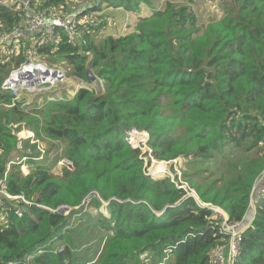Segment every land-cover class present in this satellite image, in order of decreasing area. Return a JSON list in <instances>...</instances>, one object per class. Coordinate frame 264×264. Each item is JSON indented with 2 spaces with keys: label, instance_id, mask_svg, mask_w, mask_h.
<instances>
[{
  "label": "trees",
  "instance_id": "trees-1",
  "mask_svg": "<svg viewBox=\"0 0 264 264\" xmlns=\"http://www.w3.org/2000/svg\"><path fill=\"white\" fill-rule=\"evenodd\" d=\"M75 1L0 0V32L32 15L29 9ZM193 3L165 0L144 14L139 0H105L87 10H134L127 31L95 42L94 33L109 22L85 21L76 45L65 36L57 50L41 48L69 75L89 81L88 70L95 69L105 83L100 96L81 88L40 111L45 134L65 141L74 170L64 166L57 174V161L49 159L36 161L27 177L15 163L8 167L19 151L18 131L42 133L39 118L5 106L13 94L1 84L23 57L0 62V187L5 183L10 193L35 203L23 216L11 207L2 211L8 222L0 223V264H82L78 248L88 230L97 236L95 264H212V254L227 245L218 214L205 203L220 207L229 221H243L264 175V0H220L222 15L205 21ZM133 128L150 134L145 152L130 143ZM142 154L151 161L179 159L199 198L170 177L147 173ZM257 198L235 264H264V189ZM82 202L109 215L77 209ZM62 205L75 216L86 211L94 226L73 227L77 217L58 212Z\"/></svg>",
  "mask_w": 264,
  "mask_h": 264
},
{
  "label": "built area",
  "instance_id": "built-area-1",
  "mask_svg": "<svg viewBox=\"0 0 264 264\" xmlns=\"http://www.w3.org/2000/svg\"><path fill=\"white\" fill-rule=\"evenodd\" d=\"M8 1L12 4L17 3V0ZM37 1L39 6H41V0ZM85 11H87V7L78 9L75 13H71V7H43L37 13L32 15L27 14L26 17H23L20 20V25L13 26V28L5 33L0 32V62L12 61L14 54L23 57L19 66H12L10 73L4 78L1 84L3 91L13 94L11 104H5V106H19L25 113L39 118L42 123L40 111L52 101L71 99L81 88L95 90L99 96V93L102 91L101 89H103V79L96 75V80L92 81V85L89 82H84L80 78H73L74 81L69 80L66 69L62 66L49 63L47 58L50 55L41 49L45 46H51L54 48L53 51L57 50L65 36L68 38L69 43L76 45L84 32L85 26H82V23L87 21L91 25H94L91 21L94 18V12L84 16L82 14ZM82 16L83 18L80 19ZM73 83L75 89L71 88ZM18 93L23 95L22 99L15 97ZM30 95L33 98L35 95L41 97L40 100L35 101L34 99V102L30 103L28 100ZM22 129V132H26V134L22 135L18 131L17 135L19 139L27 140V144L36 145L37 150L35 154L27 152L22 156L14 158L15 160H11L8 163V167L12 163H15L18 167H21L24 176H29L38 167L36 161L49 159L53 162H59L60 165L66 166L70 170H74L75 165L71 160L68 158L58 159L59 156L56 158L57 155L54 157L53 152L56 151L55 148L46 144L49 141L55 143L61 139L48 137L44 133L43 128L39 129L42 133L41 136H38L34 131L26 127ZM148 141L149 137L146 144ZM63 159L71 162L72 166L61 163ZM262 177L257 180L256 188L264 183ZM33 204L35 203L23 193H10L7 190L6 184L3 183L0 187V223L6 224L8 222V217L2 213L8 207L14 208L18 216H23L27 206ZM38 206L43 207L42 204H38ZM209 206L218 214L221 228L229 236L227 245L221 251L212 254L211 263L235 264L240 256L242 234L246 227V222L244 220L229 221L227 213H224L220 207L213 204ZM48 208L51 209L50 207ZM58 209H63L64 211L62 213L68 215L72 212V207L60 206ZM55 241L56 238L51 239L49 244ZM57 250L62 251L63 246L58 247ZM30 259L31 255H28L25 257L23 263H28ZM12 264H18V262L14 261Z\"/></svg>",
  "mask_w": 264,
  "mask_h": 264
},
{
  "label": "rangeland",
  "instance_id": "rangeland-1",
  "mask_svg": "<svg viewBox=\"0 0 264 264\" xmlns=\"http://www.w3.org/2000/svg\"><path fill=\"white\" fill-rule=\"evenodd\" d=\"M104 1L105 0H76L73 3V5H71L72 6L71 7V13H75L78 9H83L84 7H89V6H92L94 4H98V3L100 4V2H104ZM139 1H140V5L138 8L140 9L141 13H144V14L148 13L153 7L162 8L164 6V3H165V0H139ZM219 3H220V0H194L192 7L195 10V12H197V14L200 16L201 21H205L208 17H211V16L220 17L222 15V10H221ZM101 6H102V3H101ZM51 8H53V7H51ZM87 11L88 12L86 14L91 13L89 10H87ZM101 11L102 10L99 11L100 13L94 14L95 19L93 18L91 20L92 23L94 25H96L97 23L99 24L103 20H108L109 25L106 26L105 28H101V30L98 34L94 33L95 42H100L102 39H106L110 35L118 36V35L124 33L128 29L127 25L132 23L136 17L134 10L129 11V10H126L124 8L108 7L107 9L102 11L103 14ZM29 12L31 14L36 13L35 10H31V9H29ZM59 12H60V10H59ZM86 14H84V16ZM95 15H96V17H95ZM87 17H89V16H87ZM82 18H83V16L80 17V19H82ZM16 25H20V21H18L14 24V26H16ZM12 28H13V26H12ZM91 60L92 59L89 58V63L91 62ZM90 70L92 71V73L95 76L97 75L95 69L94 70L90 69ZM68 78H69V80L74 81L73 78H78V77H75L73 75L68 74ZM92 81L93 80L89 79V81H84V82H89L92 85L93 84ZM74 87H75V85L73 83L71 85V88H74ZM101 90L102 91H101V93H99V96L105 91L104 80H103V89H101ZM92 91L96 96H98V94H96L95 90H92ZM15 97L22 99L23 95L21 93H18ZM40 97L41 96H39V95H35L33 98V96L30 95L28 100L30 101V103H33L34 99H35V101H37V100H40ZM47 105L45 107H47ZM45 121L46 120H44V122ZM40 128H43V121H42V123L39 124L38 129H40ZM22 130L23 129H20L19 133H21L22 135H25L26 132L23 133ZM148 137L150 139V134L148 133V131L133 128L130 131L129 141L133 146L140 147L143 150V152H145L146 150L149 149L148 142L146 144ZM46 144L50 145L52 148H55L56 151L53 152L54 157L57 155L56 158L59 156L58 159L68 158L69 160H71L68 156L64 155L65 141L63 139H61L60 141L57 140V142H55V143L49 141ZM24 145H25V143L23 142V139H21L19 142V146H18L19 151L16 152L14 158H17L19 156L24 155L27 152L32 151L31 150L32 144L26 143V145L25 146ZM142 156L145 159V166H146V170L148 171L147 173H149L150 175H152L154 177H170L171 180L178 187H182L188 192V196H194L196 199L199 198V196H198L199 194H198L197 190L190 185V183L188 182V180H186L185 177L182 176V173L185 171L186 166L183 165L182 162L180 163L179 159L178 160L175 159V160L159 161L158 159L154 158L151 161L150 155H143L142 154ZM61 163H66L68 166L69 165L72 166L71 162L67 161L66 159H63L61 161ZM53 164H54V162H53ZM160 164H162V166L159 167ZM29 167L32 168L30 165H29ZM63 167L64 166L60 165L59 162H57V164L55 166H53V172L60 174ZM16 168L19 171L21 177H27V176H24V174L22 173L21 167H18L16 165ZM159 168H161L160 169L161 174L157 175L156 173H157ZM34 171H36V170H34ZM262 179H264V175H263ZM260 187H261V185H260ZM257 193H258V189L256 190L254 197H253V202L251 205L252 209L255 207V202L258 199ZM201 204H203V203H201ZM210 204H212V203H205V205L208 207H210L209 206ZM62 206L70 207L68 205H62ZM77 209H83V210L88 209L90 211H93L94 213L103 212V214L105 216L109 215V213L106 211V209L104 207H102L100 210H98L96 207H94V206L91 207L88 205V203H85V202H82V204L80 206H78ZM67 212H69V211H67ZM76 215H78V216H75V214H72V212L69 214L71 220H73L75 217H77L74 219L73 227H78V228L84 229L85 226H88V227L94 226L95 222L86 213V211H83L82 213H77ZM251 217L252 216L248 215V218H251ZM87 234H88V238L82 240L80 247L78 249L85 256V260H83L82 264H95V262L97 260V255L99 253V248L97 246V243H98L97 236H89L90 230L87 231ZM145 255L143 257H145Z\"/></svg>",
  "mask_w": 264,
  "mask_h": 264
},
{
  "label": "water",
  "instance_id": "water-1",
  "mask_svg": "<svg viewBox=\"0 0 264 264\" xmlns=\"http://www.w3.org/2000/svg\"><path fill=\"white\" fill-rule=\"evenodd\" d=\"M88 75H89V78L91 79V80H96V76L92 73V71L89 69L88 70ZM256 188V185L254 186V189ZM253 189V190H254ZM58 211L59 212H63L64 210L63 209H58ZM256 213V207H254L253 209L251 208V205H250V207H249V209H248V211H247V213H246V216H245V222H246V226L247 225H249V223L246 221L247 220V218H248V215H250V216H254V214ZM246 228V227H245Z\"/></svg>",
  "mask_w": 264,
  "mask_h": 264
},
{
  "label": "clouds",
  "instance_id": "clouds-1",
  "mask_svg": "<svg viewBox=\"0 0 264 264\" xmlns=\"http://www.w3.org/2000/svg\"><path fill=\"white\" fill-rule=\"evenodd\" d=\"M258 189V193H257V197L258 196H260L261 195V193L263 192V189L261 190V189H259V186H258V188H255L254 190H253V193H252V202H253V197H254V194H255V192H256V190ZM260 191V192H259ZM252 202H251V205H252Z\"/></svg>",
  "mask_w": 264,
  "mask_h": 264
},
{
  "label": "crops",
  "instance_id": "crops-1",
  "mask_svg": "<svg viewBox=\"0 0 264 264\" xmlns=\"http://www.w3.org/2000/svg\"><path fill=\"white\" fill-rule=\"evenodd\" d=\"M260 185H261V187H260ZM260 185H259V189H261V190H262V189L264 188V183H262V184H260ZM259 192H260V191H259ZM252 218H253V216H252L251 218H247V220H246V221H247L248 223H250V222H251V220H252Z\"/></svg>",
  "mask_w": 264,
  "mask_h": 264
},
{
  "label": "bare ground",
  "instance_id": "bare-ground-1",
  "mask_svg": "<svg viewBox=\"0 0 264 264\" xmlns=\"http://www.w3.org/2000/svg\"><path fill=\"white\" fill-rule=\"evenodd\" d=\"M224 212V211H223ZM225 213V212H224Z\"/></svg>",
  "mask_w": 264,
  "mask_h": 264
}]
</instances>
